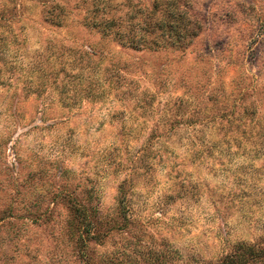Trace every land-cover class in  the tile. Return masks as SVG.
<instances>
[{
	"label": "rangeland",
	"instance_id": "1",
	"mask_svg": "<svg viewBox=\"0 0 264 264\" xmlns=\"http://www.w3.org/2000/svg\"><path fill=\"white\" fill-rule=\"evenodd\" d=\"M156 1L0 0V264H264V0Z\"/></svg>",
	"mask_w": 264,
	"mask_h": 264
},
{
	"label": "trees",
	"instance_id": "2",
	"mask_svg": "<svg viewBox=\"0 0 264 264\" xmlns=\"http://www.w3.org/2000/svg\"><path fill=\"white\" fill-rule=\"evenodd\" d=\"M171 1L172 0H166L160 16H158V13H161V11L158 10V4L156 1V3H153V8L146 13V17H143L141 20H138L135 16H130L128 19H125L128 20V25L125 27L123 26V20L114 14H102L98 17L99 21H90L88 19V23L86 22V24L91 25L92 27H99L102 34H111L122 47L133 49H141L144 47L150 49L153 46L158 47L161 43L167 41V33L175 37H182L179 32L182 27L184 28V25L182 24L184 11L177 7L171 9ZM132 7H135V5H132ZM51 20V22H54L53 19ZM143 23L145 24V27H141V24ZM193 34L195 33L190 35L192 36ZM242 253L237 254L236 252V254L228 256L227 264H242L240 261Z\"/></svg>",
	"mask_w": 264,
	"mask_h": 264
}]
</instances>
